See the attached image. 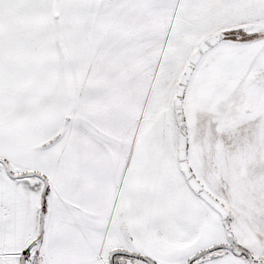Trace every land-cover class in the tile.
Masks as SVG:
<instances>
[{"label":"snow or ice","instance_id":"1","mask_svg":"<svg viewBox=\"0 0 264 264\" xmlns=\"http://www.w3.org/2000/svg\"><path fill=\"white\" fill-rule=\"evenodd\" d=\"M0 264H264V0H0Z\"/></svg>","mask_w":264,"mask_h":264}]
</instances>
